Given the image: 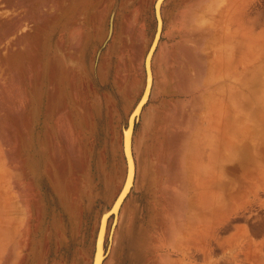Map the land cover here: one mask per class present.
I'll return each instance as SVG.
<instances>
[{"label": "rangeland", "instance_id": "rangeland-1", "mask_svg": "<svg viewBox=\"0 0 264 264\" xmlns=\"http://www.w3.org/2000/svg\"><path fill=\"white\" fill-rule=\"evenodd\" d=\"M86 1L0 0V264H91L101 213L123 183L121 126L143 89L156 0L136 33L140 69L127 92L108 74L107 43L75 31ZM162 15L153 91L134 131L136 182L105 264H160L169 228L197 205L236 212L239 190L257 210L264 199V187H236L249 171L264 180V0H166ZM235 32L236 59H217L212 42ZM231 140L234 170L213 169L210 147Z\"/></svg>", "mask_w": 264, "mask_h": 264}, {"label": "crops", "instance_id": "crops-1", "mask_svg": "<svg viewBox=\"0 0 264 264\" xmlns=\"http://www.w3.org/2000/svg\"><path fill=\"white\" fill-rule=\"evenodd\" d=\"M118 1L114 31L110 37L108 34L110 14ZM154 1L88 0L75 8L73 16L76 18L75 31L79 33L78 37L82 36L83 40L94 47L107 43L103 49L104 57L108 61V74L123 76L126 92L140 69L138 61L140 41L136 33L143 19L142 14L152 10ZM73 66L77 68V63L74 62ZM254 166V171L257 172V165ZM249 173L248 176L241 174L236 176V187H264V180H258L255 173L250 171ZM241 193V190L236 192V212H219L218 208L213 207L212 212L209 208L204 209L199 225L204 240V255L205 250L208 253L207 264H212L216 260L221 261V264H264V199L262 206L257 210L256 204L251 205ZM187 217L188 222L184 223L183 228H176L173 225L169 228L166 242L162 247L164 254L160 264H173L172 262L176 264L180 255L171 247V241L175 246L179 235L187 232L189 226L190 229H197V225L190 221L191 215ZM215 242H222L224 247L216 251L212 248Z\"/></svg>", "mask_w": 264, "mask_h": 264}, {"label": "bare ground", "instance_id": "bare-ground-1", "mask_svg": "<svg viewBox=\"0 0 264 264\" xmlns=\"http://www.w3.org/2000/svg\"><path fill=\"white\" fill-rule=\"evenodd\" d=\"M165 1L166 0H159L157 3V9L160 11L161 20H157V17H156V29H155V32H154L153 37L151 39V42H150V44H149V46L145 52V55H144L143 69H144L145 76H144L143 89H142V92L140 94V98L135 103L134 107L132 108L131 112L129 113V116L127 119V121H128L129 118L131 117L129 128L127 129L128 126H125V125L121 126V127L124 126V128H126L125 129V136H126V148H127V152H128V162L126 161L125 154H124L123 137H122V149H123V155H124L125 164H126L125 175L123 178V183L121 185V189L119 190L117 196L115 197V199L111 205V208H109L108 210H106L104 212V214L102 215V217L99 221L97 233H98V230L100 231V233H99V238H98V249H97L95 264H104L105 259L108 256V254H107V256H105L106 245L107 244L111 245L113 243V237H114V234L116 231V227L119 223L121 209H122L123 205L125 204L126 199L128 198V196L132 192V189L134 188V184L136 182L137 162H136V159L134 157V146H133L134 131H135V119H137V117H138V120H140L141 115H142L143 110H144V107L146 106V104L149 103L150 98H151V94L153 91V86H154L153 60H154L155 55L157 53V50L160 46L162 34L164 31L162 8H163V4ZM156 2H157V0L154 3V13H155ZM254 20L257 22L261 21L260 19H258V16H255ZM230 35L227 34L225 37L224 36H217L214 39V42H212V44H213L212 47L214 48V46H215L219 50L218 53L215 51L218 54L216 57L217 59H223L224 57L231 58V60H233V61H234V59H236V32L233 33V35H231V36ZM243 36L245 38H249V36H252V35L251 34H244ZM146 58H148L147 64H149V63L151 64V73H149V77H148V75L146 73V69H145ZM216 67H217L216 61L212 62L211 69L216 70ZM228 70L231 71L230 73H228V75L235 74L236 65L233 66V63H231L230 65H228ZM209 106L211 108L214 107L212 103H209ZM210 117L211 116L209 115V118ZM229 124L231 125L233 123H229ZM131 142H132V144H131ZM131 145H132V148H131ZM129 146L132 149L131 153L129 151ZM208 156L210 159L209 165H211L213 167V169L215 168V169H220L223 171L234 170L233 167L229 168L228 164H231V163L236 161V142L231 140L229 143L223 144V146L212 145V147H210V152L208 153ZM220 157H222V159ZM218 159H220V160H218ZM128 169H129V172L127 171ZM0 175L3 178L4 172H1ZM123 188H124V190L122 191ZM204 209H205L204 205H201V206L197 205V207H195L194 211L191 214L190 221L192 220V222L196 223L197 229H190V226H189L188 231L185 233H182V235L179 237L178 242L180 243V245L178 246V248H176V246H173L174 249L181 251V254H182L181 264H194V263L198 264L199 257L201 256L199 253L203 250V246H204V240H203V237L201 234L202 231H201V228L199 225V222H201V220H200L201 215H202V212L204 211ZM111 218H112V220L110 223L109 221ZM96 239H97V234H96V238H95L94 252H93L91 264L94 263V255L96 252ZM201 253H204V251ZM201 261H203V260H201Z\"/></svg>", "mask_w": 264, "mask_h": 264}, {"label": "water", "instance_id": "water-1", "mask_svg": "<svg viewBox=\"0 0 264 264\" xmlns=\"http://www.w3.org/2000/svg\"><path fill=\"white\" fill-rule=\"evenodd\" d=\"M158 1L159 0H157V2H156V5H155V15H156V17H157V20H161V17H160V11L157 9V3H158ZM110 33H111V30H112V25L110 26ZM147 59L148 58H146V62H145V69H146V73H147V75H148V77H149V73H151V64L149 63V64H147ZM130 119H131V117L129 118V120L127 121L126 120V122L125 121H123V125H125V126H128L127 127V129L129 128V126H130ZM137 120H138V117H137V119H135V127H136V124H137ZM125 129L126 128H124V126L122 127V137H123V147H124V154H125V158H126V161L128 162V152H127V148H126V136H125ZM130 144V143H129ZM131 144H132V142H131ZM131 148H132V145H131ZM130 148V146H129V151H130V153L132 152L131 149ZM132 157V156H131ZM128 172H129V169L127 170ZM127 172V173H128ZM124 190V188L122 189V191ZM121 191V192H122ZM106 210V208L103 210V212L101 213V215L104 213V211ZM102 216H100V218H101ZM99 233H100V231L98 230V233H97V239H96V252H95V255H94V263L93 264H95V261H96V254H97V249H98V238H99ZM110 246V245H109ZM109 246L107 245L106 247V252H105V256H107V254H108V252H109Z\"/></svg>", "mask_w": 264, "mask_h": 264}, {"label": "flooded vegetation", "instance_id": "flooded-vegetation-1", "mask_svg": "<svg viewBox=\"0 0 264 264\" xmlns=\"http://www.w3.org/2000/svg\"><path fill=\"white\" fill-rule=\"evenodd\" d=\"M203 251H204V246H203V250L201 252H203ZM201 252L199 253L201 256L198 254L201 257V258L199 257L198 264H203V261H204V257H203L204 253H201ZM201 260H203V261H201Z\"/></svg>", "mask_w": 264, "mask_h": 264}]
</instances>
